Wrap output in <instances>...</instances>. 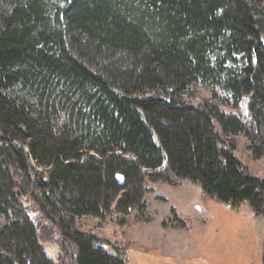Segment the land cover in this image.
I'll list each match as a JSON object with an SVG mask.
<instances>
[{"label":"trees","instance_id":"1","mask_svg":"<svg viewBox=\"0 0 264 264\" xmlns=\"http://www.w3.org/2000/svg\"><path fill=\"white\" fill-rule=\"evenodd\" d=\"M263 40L264 0H0V264H54L35 210L71 264H126L77 220L142 210L170 174L263 215L234 154L242 133L264 156Z\"/></svg>","mask_w":264,"mask_h":264},{"label":"rangeland","instance_id":"2","mask_svg":"<svg viewBox=\"0 0 264 264\" xmlns=\"http://www.w3.org/2000/svg\"><path fill=\"white\" fill-rule=\"evenodd\" d=\"M215 92L224 97L218 89ZM185 99L194 106L216 101L211 89L201 86ZM220 107L248 119L245 101L237 111ZM234 140V154L248 172L264 177V156L253 157L242 133ZM169 179L145 181L142 210L135 208L126 215L111 210L105 218L84 215L77 220V229L97 237L106 252L126 264H264V214L253 215L245 203L232 207L218 202L195 181L174 174ZM29 217L41 233L43 252L54 264H61V258L71 264L74 249L67 244L61 247L57 230L37 210Z\"/></svg>","mask_w":264,"mask_h":264},{"label":"water","instance_id":"3","mask_svg":"<svg viewBox=\"0 0 264 264\" xmlns=\"http://www.w3.org/2000/svg\"><path fill=\"white\" fill-rule=\"evenodd\" d=\"M117 180H118V182L121 184L122 183V178H121V176H117Z\"/></svg>","mask_w":264,"mask_h":264}]
</instances>
